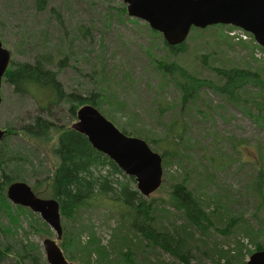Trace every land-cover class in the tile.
<instances>
[{
    "label": "rangeland",
    "instance_id": "obj_1",
    "mask_svg": "<svg viewBox=\"0 0 264 264\" xmlns=\"http://www.w3.org/2000/svg\"><path fill=\"white\" fill-rule=\"evenodd\" d=\"M125 8L122 0H47L44 10L36 8L35 0H0V41L13 62L45 61L67 94L93 95L98 110L117 129L145 140L161 156V141L171 127L179 129L182 140L175 158L168 155L162 161L161 186L146 198L153 201V226L184 230L177 236L189 238L188 264H241L243 254L246 264L255 245L264 247L263 212H257L253 192L259 174L258 184L264 189V113L257 115L252 103L264 102V92L246 87L241 92L246 100L236 103L203 87L181 106V93L159 66L174 61L162 35L130 18ZM232 30H191L186 52L176 62L210 83H219L214 71L218 67L264 76V49L251 35L247 42H234L227 34ZM202 55L205 63L199 59ZM1 98L0 129L11 133L0 147L17 153L11 170L31 189L36 186L40 198L48 199L47 185L38 182L58 163L52 154L56 129L45 146L26 138L19 129L40 113L35 100L16 95L4 80ZM70 105L50 107L49 123L69 128L76 122ZM179 183L201 203L206 220L197 226L188 224L183 210L169 203L171 187ZM117 219L103 207L81 210L70 218L60 215L62 237L56 241L55 232L38 214L6 198L0 203V246L10 252L1 264H19L23 253H32L36 264H47L45 239L56 241L68 264H86L91 251L90 264H182L141 242ZM119 224L122 237L117 235ZM97 242L105 247L100 257L93 254ZM241 247L246 251L239 254Z\"/></svg>",
    "mask_w": 264,
    "mask_h": 264
},
{
    "label": "trees",
    "instance_id": "obj_2",
    "mask_svg": "<svg viewBox=\"0 0 264 264\" xmlns=\"http://www.w3.org/2000/svg\"><path fill=\"white\" fill-rule=\"evenodd\" d=\"M35 4L38 10H44L47 0H35ZM215 27L220 26H212L204 30ZM164 44L167 45L165 41ZM168 52L172 55L174 61L162 62V64L159 62V66L164 76L170 78L181 93V106L194 100L203 87L211 88L215 93L236 103L246 100L241 96V92L246 87L264 92V76L257 71L218 67L214 71L219 83H210V81L199 79L176 62V58L186 52L185 42L176 47L168 46ZM199 59L205 63L207 57L202 55L199 56ZM44 62L41 59L35 60L33 63L10 60L3 80L13 87L16 95L31 96L37 104L40 113L30 123L22 125L19 129L26 138L45 146L52 130L56 129V144L52 149V154L57 158L58 163L51 174H48L38 183L47 185V195L59 204V215L70 218L81 210L97 207L108 208L111 214L117 216L118 223L120 222L130 234L140 237L141 242L170 254L182 264H188L189 238L185 237L183 239L177 236V233L181 234L184 230L163 231L153 226L151 217L153 215V201L142 197L137 192L134 179L124 175L105 155L93 150L87 139L73 131L70 128L71 126L69 128H58L49 123L47 117H49L50 107L58 108L61 104L70 102L71 105L68 111L71 117L75 119L76 111L81 106L92 105L97 110L98 106L93 95L82 98L74 93L67 94L61 83L56 79V74L45 68ZM252 103L256 107L257 115L264 113V102L252 100ZM98 111L100 112V109ZM122 132L128 136L133 135L125 131ZM10 133V131H6L4 138ZM172 137H174V142L170 143V139L173 141ZM181 140V131L179 129L173 130V127H171L166 137L161 141L165 144V147L160 149L163 155L161 156L162 161L168 155L170 158L173 157L174 152L176 153V146ZM168 145L175 146L174 151H169L166 148ZM15 154L17 153L7 150L6 147H0L1 204H5L6 189L10 184L24 182L19 175L20 173L11 170L14 165L12 161ZM261 175L259 174L253 182V192L257 197V212L262 211L264 219V189L261 191V186L258 184ZM37 190L36 186L32 189L35 196L39 197ZM171 190L169 203L177 211L183 210L184 216L182 219L195 226L201 223L200 220H206L201 203L191 196L184 184L173 185ZM117 232V235L122 237L120 224L117 227ZM258 245H255L253 252H248L250 253L249 256L254 252L264 250V247ZM96 246L93 254L100 257L105 247L100 246L99 242L96 243ZM9 250L0 246V264L8 256ZM244 250L246 251V248L241 247L239 254L243 253ZM30 251H33V249H30ZM23 254L19 264H36V259L32 257V253ZM34 255L36 258L38 257L37 254L34 253ZM88 255L89 257L85 261L86 264H90V260H92V251ZM231 255L234 256V254ZM244 256L243 254L240 257L241 264H243ZM26 258H29L28 263L24 261Z\"/></svg>",
    "mask_w": 264,
    "mask_h": 264
},
{
    "label": "water",
    "instance_id": "obj_3",
    "mask_svg": "<svg viewBox=\"0 0 264 264\" xmlns=\"http://www.w3.org/2000/svg\"><path fill=\"white\" fill-rule=\"evenodd\" d=\"M130 18L147 23L162 35L165 43L176 47L184 43L192 28L205 29L214 25L233 26L252 35L264 49V0H122ZM11 59L0 41V104L1 83ZM71 129L83 135L93 150L105 155L124 175L132 177L137 192L149 197L162 183V157L148 143L128 136L117 129L92 105L81 106ZM5 132L0 129V141ZM6 198L13 205L29 209L40 216L62 237L59 204L54 199L35 196L25 182H14L6 189ZM56 241L45 239L43 251L47 264H68ZM246 264H264V250L254 252Z\"/></svg>",
    "mask_w": 264,
    "mask_h": 264
},
{
    "label": "built area",
    "instance_id": "obj_4",
    "mask_svg": "<svg viewBox=\"0 0 264 264\" xmlns=\"http://www.w3.org/2000/svg\"><path fill=\"white\" fill-rule=\"evenodd\" d=\"M227 34L234 42H243L249 40V37L244 32L238 29H234Z\"/></svg>",
    "mask_w": 264,
    "mask_h": 264
}]
</instances>
